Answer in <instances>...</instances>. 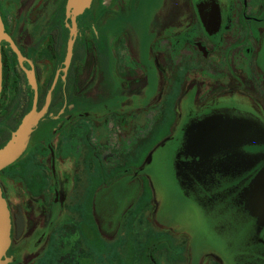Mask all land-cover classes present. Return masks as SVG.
<instances>
[{
	"label": "rangeland",
	"instance_id": "374dc122",
	"mask_svg": "<svg viewBox=\"0 0 264 264\" xmlns=\"http://www.w3.org/2000/svg\"><path fill=\"white\" fill-rule=\"evenodd\" d=\"M104 1L107 7L113 8L115 0H95L89 11L73 20L68 15V0H36L37 4L33 6L28 1L20 4L17 0H0L4 27L1 51L4 50L6 57L0 96V137L7 131L6 122L16 107L18 128L33 110L39 116L32 124L28 150L1 174V181L11 184L18 204L37 217L41 214L39 226L43 232L51 233L50 241L41 245L44 262L31 264H69L70 258L77 260L74 264H220L213 254L218 255L216 250H221L218 244V247L208 246L210 250L203 247L207 238L215 239L214 234H207L195 222V215L202 216L199 207L180 195L169 172L168 154L181 134L180 128L175 134L172 130L182 120L175 111L180 105L184 106L180 100L182 92L178 93L176 86L169 87L171 92L167 101L157 102L148 114L145 111L152 103L124 99L122 105L119 103L120 108H112L106 115L96 108L97 114L89 111V117L73 118L67 125L59 122V117H49L50 106L55 95L60 94L62 82L53 92L55 86L51 82L46 86L42 80L67 71L70 44L73 53L87 43L96 46L94 34L107 40L116 90L131 89L130 81L135 79L138 71L128 61L120 37L114 32L119 27L116 23L119 19L113 13L103 16ZM105 20H110L108 29L104 27ZM57 25L63 28L64 51L52 61L43 48ZM260 26L264 27V21ZM41 49L44 54L39 55ZM93 57L94 53L84 61L85 66L90 62L85 68V83L88 74L92 78L95 72ZM256 62L258 72L264 77V43L256 55ZM150 73L152 96L161 88L155 81L154 72ZM23 95L24 100H30L26 115H20L18 104L8 112L13 100L17 101ZM193 98L192 91L185 104L190 105ZM226 100L227 106L224 105ZM109 105L110 108L115 106L114 103ZM223 107L233 109L230 115L220 114L227 120L259 116L243 98L231 96L221 103L208 104L198 115L210 116L214 109ZM17 129L7 143L0 142V152L13 141ZM54 129L60 132L51 142L57 158L52 174L48 162L50 152L43 144ZM140 130L145 131L140 133ZM146 138H152V141L145 145ZM163 141L165 143L160 146ZM86 149H89L88 157ZM133 158L138 163L132 165L137 167L151 161L145 171L150 178L142 176L143 181L139 176L133 181L119 175L108 178L114 170L127 168L129 165L125 163L134 162ZM103 176L107 178L103 180ZM54 186L59 191L57 197L52 190ZM88 194L90 208L83 216L82 207L88 201ZM39 235L34 233L14 245L19 258L11 264L32 261L34 256L30 255L34 253L33 246ZM222 253L226 255L225 251ZM8 256L9 252H6L5 257ZM98 259L104 262L97 263Z\"/></svg>",
	"mask_w": 264,
	"mask_h": 264
},
{
	"label": "flooded vegetation",
	"instance_id": "af4514ba",
	"mask_svg": "<svg viewBox=\"0 0 264 264\" xmlns=\"http://www.w3.org/2000/svg\"><path fill=\"white\" fill-rule=\"evenodd\" d=\"M17 1L20 4L28 1L31 6L37 4L36 0ZM150 1L152 0H115L113 8L107 7L106 1H104L103 16L113 13V16L119 19L116 22L119 23V27L115 28L114 32L120 37L121 48L128 61L135 66L136 72L138 71L135 79L130 81L131 89L129 91L116 90L112 62L110 61L112 57L110 58L111 52L108 50L107 40H104L105 37L102 40L100 34H94L96 46H90L87 43L74 52L66 72L55 73L51 75V79L44 78L43 72L40 73L46 86L50 82L52 86H55L53 92L58 84L62 82L60 94L55 95L50 106L51 114L49 117L51 119L59 117V122L67 125L73 118L83 120L85 117H89V111L93 115L97 114L96 108L100 110V114L106 115V112L111 111L112 108H120L119 103L122 105L124 99V101L152 103L153 105L151 104L145 111L148 114V112L153 111L151 108L156 107L157 102L161 100L166 102L171 92L169 87L176 86L178 93L182 92L180 100L183 101L184 106L180 105V108L175 111L179 114L178 118L182 120L172 130L175 134L176 130L180 128L181 134L173 143L172 148L182 139V134L187 127L209 117L199 116V111L212 102L219 101L221 103L228 96L236 99L243 98L259 113L258 117L252 119L231 121L255 122L264 131V77L258 72L256 62V55L264 43V27L260 26L264 21V0H162L160 9L151 18L148 45L143 46L137 32L129 24V18L141 5H147ZM216 22L220 24L219 30L210 33L205 24L213 27ZM108 23H110V20H105L104 27H107V29L110 28ZM105 33L106 30L103 31V35ZM63 38V28L58 25L55 26L49 34L46 47L43 48L46 51L45 53L51 56L52 61H55L64 51ZM43 49H41L39 55L44 54ZM93 53L95 72L92 74V78L91 74L90 76L88 74L85 83L83 80L86 73L85 68L90 62L85 66L84 61ZM176 54L180 56L175 57ZM5 62L6 57L4 50H2L4 72L6 71L4 68ZM150 72H154L155 81L161 88V91L152 96L149 91L152 79ZM192 91L194 92V98L190 101V105H186L189 93ZM29 101L28 98L24 100L23 95L17 101L16 99L13 100L12 103L13 106L18 104L21 108L20 115L25 116L30 105ZM224 102V105L227 106L228 101ZM109 103H114L115 106L110 108ZM13 106L10 111L14 110ZM17 109L16 107L12 117L7 120L8 129L5 131L4 136L0 137V142L7 143L13 131L18 128V121L15 116ZM54 109L56 111L52 112ZM230 110L233 109L225 107L214 109L210 116L214 114L230 115ZM165 119L167 118L165 117ZM166 125L169 128V122ZM119 130L121 131L120 128ZM145 130H140V133ZM59 132L60 130L54 129L51 136L46 138L43 144L45 149L50 152L48 162L52 174L55 172L57 158L51 142ZM133 138L134 136L131 137V139ZM170 138L172 139V137ZM150 141H152V138H146L145 145ZM163 143L165 141L160 146ZM86 150L88 157L89 149ZM135 159L133 158L134 162L125 163L129 165L127 168L114 170V173L108 178H113L116 175L128 177L131 181L137 176L141 177L140 180L144 178L142 176H145L146 179L150 178L145 171L151 161L144 166L137 167L135 165L138 162ZM8 168L3 170L1 174ZM108 172L111 173V171ZM1 174L0 184L3 197L7 201L11 214V244L7 250L9 256L8 258L4 257V259L9 260V264L16 262L19 254L14 251V245L17 242L29 239L34 233H40L33 246L34 253L30 255V257L34 256L32 261L19 264L39 263L40 258L43 257L41 245L43 242L50 241L51 233H48L47 230L43 232L41 226H39L41 214L37 217L32 211L24 209L18 204V199L11 190V184L2 182ZM105 176L102 177L103 180L107 178ZM102 179L101 181H103ZM52 190L57 197L59 191L55 186ZM86 199L88 201L86 204L83 203L84 206L82 207L83 216L89 212V194ZM188 201L199 207V211L202 213L201 217L195 215V222L207 234L211 232L215 237L214 240L207 238V241L203 243V247L209 249L208 246H219L221 248V250H216L218 255L213 253L218 263L264 264V256L254 257L247 253L248 232L237 225L226 214L223 207L204 198H200L196 202ZM17 220L20 223H17ZM48 228L49 225L46 229ZM81 229L83 231V228ZM261 237L264 240V231ZM221 251H225L226 255L224 256Z\"/></svg>",
	"mask_w": 264,
	"mask_h": 264
},
{
	"label": "water",
	"instance_id": "95a60500",
	"mask_svg": "<svg viewBox=\"0 0 264 264\" xmlns=\"http://www.w3.org/2000/svg\"><path fill=\"white\" fill-rule=\"evenodd\" d=\"M93 0H68V15L73 20L84 15ZM219 22L209 27L219 30ZM4 27L0 18V96L3 83L1 40ZM73 57L72 44L66 57L68 69ZM30 112L12 142L0 152V174L25 153L33 122ZM169 172L179 193L188 200L204 198L224 208L226 214L248 232V254L264 256V131L255 122H238L212 115L185 129L182 139L168 154ZM11 243V214L0 184V264Z\"/></svg>",
	"mask_w": 264,
	"mask_h": 264
},
{
	"label": "crops",
	"instance_id": "0c3cea01",
	"mask_svg": "<svg viewBox=\"0 0 264 264\" xmlns=\"http://www.w3.org/2000/svg\"><path fill=\"white\" fill-rule=\"evenodd\" d=\"M161 1L162 0H152L147 5H141L139 9L129 18V24L137 32V35L139 36V39L143 46L148 45V31L151 18L160 9L162 5ZM44 259L45 258H40V261L44 262ZM76 261L77 260H75L74 258H70L69 264H74ZM100 262H104V260L98 259L97 263Z\"/></svg>",
	"mask_w": 264,
	"mask_h": 264
},
{
	"label": "trees",
	"instance_id": "16d2710c",
	"mask_svg": "<svg viewBox=\"0 0 264 264\" xmlns=\"http://www.w3.org/2000/svg\"><path fill=\"white\" fill-rule=\"evenodd\" d=\"M13 103L8 107V110L10 111L12 109ZM17 223H20L19 220H17Z\"/></svg>",
	"mask_w": 264,
	"mask_h": 264
},
{
	"label": "bare ground",
	"instance_id": "6f19581e",
	"mask_svg": "<svg viewBox=\"0 0 264 264\" xmlns=\"http://www.w3.org/2000/svg\"><path fill=\"white\" fill-rule=\"evenodd\" d=\"M82 50H83V48H82ZM81 53V52H80ZM78 56V55H77Z\"/></svg>",
	"mask_w": 264,
	"mask_h": 264
}]
</instances>
